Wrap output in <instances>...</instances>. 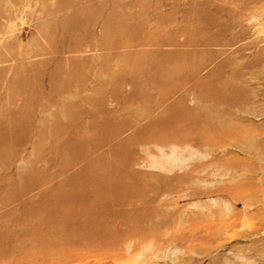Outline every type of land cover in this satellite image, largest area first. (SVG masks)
I'll return each mask as SVG.
<instances>
[{
  "label": "rangeland",
  "instance_id": "1",
  "mask_svg": "<svg viewBox=\"0 0 264 264\" xmlns=\"http://www.w3.org/2000/svg\"><path fill=\"white\" fill-rule=\"evenodd\" d=\"M0 264H264V0H0Z\"/></svg>",
  "mask_w": 264,
  "mask_h": 264
},
{
  "label": "bare ground",
  "instance_id": "2",
  "mask_svg": "<svg viewBox=\"0 0 264 264\" xmlns=\"http://www.w3.org/2000/svg\"><path fill=\"white\" fill-rule=\"evenodd\" d=\"M175 160V159H174ZM43 235V234H42ZM53 237V236H52Z\"/></svg>",
  "mask_w": 264,
  "mask_h": 264
}]
</instances>
